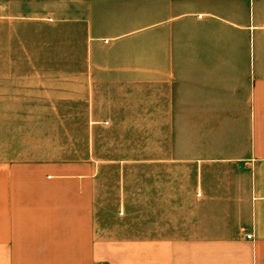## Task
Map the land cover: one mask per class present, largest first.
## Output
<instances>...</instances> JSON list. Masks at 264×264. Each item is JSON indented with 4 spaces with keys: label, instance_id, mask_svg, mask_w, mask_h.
<instances>
[{
    "label": "crops",
    "instance_id": "obj_1",
    "mask_svg": "<svg viewBox=\"0 0 264 264\" xmlns=\"http://www.w3.org/2000/svg\"><path fill=\"white\" fill-rule=\"evenodd\" d=\"M77 3L103 80L148 85L152 121L185 139L172 158L198 171L201 200L238 203L245 222L227 235L98 239L89 164L14 158L0 141V264H264V0ZM209 170L229 172L209 185Z\"/></svg>",
    "mask_w": 264,
    "mask_h": 264
},
{
    "label": "rangeland",
    "instance_id": "obj_2",
    "mask_svg": "<svg viewBox=\"0 0 264 264\" xmlns=\"http://www.w3.org/2000/svg\"><path fill=\"white\" fill-rule=\"evenodd\" d=\"M70 1L0 0L3 147L14 158L89 164L85 197L98 239L236 232L245 222L238 203L202 201L198 171L172 158L185 139L159 133L148 85L103 80L100 58L86 54L84 5ZM206 172L213 185V172L229 171Z\"/></svg>",
    "mask_w": 264,
    "mask_h": 264
},
{
    "label": "built area",
    "instance_id": "obj_3",
    "mask_svg": "<svg viewBox=\"0 0 264 264\" xmlns=\"http://www.w3.org/2000/svg\"><path fill=\"white\" fill-rule=\"evenodd\" d=\"M245 236L248 237V238H251L252 237V233H246Z\"/></svg>",
    "mask_w": 264,
    "mask_h": 264
}]
</instances>
